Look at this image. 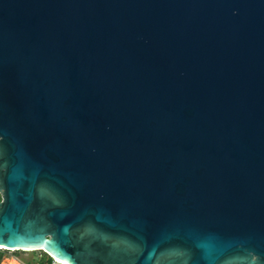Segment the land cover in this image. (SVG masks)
<instances>
[{
    "label": "water",
    "instance_id": "1",
    "mask_svg": "<svg viewBox=\"0 0 264 264\" xmlns=\"http://www.w3.org/2000/svg\"><path fill=\"white\" fill-rule=\"evenodd\" d=\"M0 196L6 250L264 264V0H0Z\"/></svg>",
    "mask_w": 264,
    "mask_h": 264
},
{
    "label": "rangeland",
    "instance_id": "2",
    "mask_svg": "<svg viewBox=\"0 0 264 264\" xmlns=\"http://www.w3.org/2000/svg\"><path fill=\"white\" fill-rule=\"evenodd\" d=\"M2 251V255L0 258V264H39L42 256L39 251H23V250H4L0 248ZM52 259L51 264H57Z\"/></svg>",
    "mask_w": 264,
    "mask_h": 264
},
{
    "label": "trees",
    "instance_id": "3",
    "mask_svg": "<svg viewBox=\"0 0 264 264\" xmlns=\"http://www.w3.org/2000/svg\"><path fill=\"white\" fill-rule=\"evenodd\" d=\"M0 199H1V196H0ZM39 253L42 256L41 260L39 261V264H51L52 263V258L47 253H45L44 251H40V250H39ZM1 255H2V251H0V258H1Z\"/></svg>",
    "mask_w": 264,
    "mask_h": 264
},
{
    "label": "bare ground",
    "instance_id": "4",
    "mask_svg": "<svg viewBox=\"0 0 264 264\" xmlns=\"http://www.w3.org/2000/svg\"><path fill=\"white\" fill-rule=\"evenodd\" d=\"M3 246H0V248H2ZM4 248H6V247H4ZM10 249H14V248H10ZM26 251L28 250V249H25ZM51 258H53V259H55V261L57 262V263H59V264H69V263H66V262H64V261H61V260H59V259H57V258H55V257H53V256H50Z\"/></svg>",
    "mask_w": 264,
    "mask_h": 264
},
{
    "label": "snow or ice",
    "instance_id": "5",
    "mask_svg": "<svg viewBox=\"0 0 264 264\" xmlns=\"http://www.w3.org/2000/svg\"><path fill=\"white\" fill-rule=\"evenodd\" d=\"M4 242H6V241L0 240V243H4ZM10 246H15V245H10ZM49 248H50V250H52L51 246H49ZM57 251H59V250H57Z\"/></svg>",
    "mask_w": 264,
    "mask_h": 264
},
{
    "label": "built area",
    "instance_id": "6",
    "mask_svg": "<svg viewBox=\"0 0 264 264\" xmlns=\"http://www.w3.org/2000/svg\"><path fill=\"white\" fill-rule=\"evenodd\" d=\"M54 261V260H53ZM55 262V261H54ZM55 263H57V262H55ZM57 264H59V263H57Z\"/></svg>",
    "mask_w": 264,
    "mask_h": 264
},
{
    "label": "clouds",
    "instance_id": "7",
    "mask_svg": "<svg viewBox=\"0 0 264 264\" xmlns=\"http://www.w3.org/2000/svg\"><path fill=\"white\" fill-rule=\"evenodd\" d=\"M53 259V258H52Z\"/></svg>",
    "mask_w": 264,
    "mask_h": 264
}]
</instances>
